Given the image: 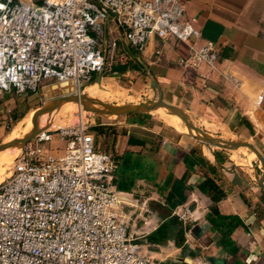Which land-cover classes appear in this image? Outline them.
<instances>
[{"label": "crops", "instance_id": "1", "mask_svg": "<svg viewBox=\"0 0 264 264\" xmlns=\"http://www.w3.org/2000/svg\"><path fill=\"white\" fill-rule=\"evenodd\" d=\"M184 14L195 18L200 32L187 43H213L215 71L179 64L186 46L173 39L153 35L142 50L130 46L107 15L99 48L115 43V70L99 78L92 74L93 84L82 93L94 98L91 104H100L107 91L103 81L109 78L140 103L116 115L109 126L93 124L94 145L111 155L116 189L129 202L145 199L158 225L173 221V208L186 206L190 224L207 221L213 228L192 238L177 221L159 243L147 235L139 238L152 246L144 251L152 260L187 264L200 254L218 257L221 264H264V95L259 104L255 100L264 90V0H184ZM201 74L207 75L203 83ZM205 179L222 192L215 203L227 216L219 229L229 231L227 246L206 219L212 191L197 187ZM176 184L181 197L170 195ZM138 206L123 205L117 213L127 225L133 217L137 224Z\"/></svg>", "mask_w": 264, "mask_h": 264}, {"label": "built area", "instance_id": "2", "mask_svg": "<svg viewBox=\"0 0 264 264\" xmlns=\"http://www.w3.org/2000/svg\"><path fill=\"white\" fill-rule=\"evenodd\" d=\"M108 14L130 46L142 50L153 35L173 39L186 46L183 67L217 69L212 42L187 43L200 32L184 0H0V91L25 94L49 81L78 94L92 74L109 73L115 43L99 48ZM94 144L79 113L22 145L0 180V264H161L138 241L158 226L152 209L116 189L114 161ZM136 203L139 223L127 225L117 209ZM171 213L190 218L186 206ZM190 262L210 264L200 255Z\"/></svg>", "mask_w": 264, "mask_h": 264}, {"label": "rangeland", "instance_id": "3", "mask_svg": "<svg viewBox=\"0 0 264 264\" xmlns=\"http://www.w3.org/2000/svg\"><path fill=\"white\" fill-rule=\"evenodd\" d=\"M106 73L104 76H108ZM93 84V82L85 86ZM53 87V88H52ZM102 87L106 88L102 98L95 104H87V108L99 109V112L89 110L83 106L77 105V98H66V90L60 85L47 81L41 83L35 91H28L25 94H6L0 91V180L5 178L10 169L14 158L19 154L22 148V140L36 129L37 131H46L62 125L72 124L79 116V108H82L80 116L82 120L88 124L91 130L93 124L101 122L107 126L112 121L116 120V114L112 117H104L102 110L117 108H129L131 104L140 103L135 97H130L119 91L117 86L113 84L109 78L103 81ZM82 89L78 92L82 94ZM83 99L92 100L94 98L87 94L80 95ZM48 101V102H47ZM137 106V105H133ZM154 117L157 115L152 113ZM30 117L33 119V122ZM10 118V123L7 119ZM160 119V118H158ZM161 120V119H160ZM29 122V124H28ZM35 125L36 128L32 126ZM109 126V125H108ZM138 196V195H137ZM173 223L183 221L185 224V232L188 233V228L191 227L189 218L181 219L174 215ZM142 242V251H147L149 247ZM148 253V252H146Z\"/></svg>", "mask_w": 264, "mask_h": 264}, {"label": "trees", "instance_id": "4", "mask_svg": "<svg viewBox=\"0 0 264 264\" xmlns=\"http://www.w3.org/2000/svg\"><path fill=\"white\" fill-rule=\"evenodd\" d=\"M113 70H115L114 66L109 73H112ZM197 187L201 192H204L206 188L212 191V193L209 195L211 203L208 205V214H207L206 219L211 223L213 227H215L220 232L219 242L222 244V246L229 245L230 244V240L228 238L229 231L219 230L220 227L225 222V218H227V216L222 215L220 214V212H218L216 203H215L218 200L219 196L222 195V192L219 191L217 187L214 184H212L211 181L208 179H205L204 181H202L200 184H198ZM175 193L178 194L179 197H181V195H179V191H177V184L174 185V187L172 188V192H170V195L175 194ZM173 224L174 223L171 219H169L166 222H161L153 232H150L149 235H147L148 239L151 240L152 242L159 243L162 239L166 238V235L168 233V230L166 229L170 228ZM202 257L206 258L210 264H221L220 259L218 257H214V256H206V257L202 256ZM161 264H186V263L183 261H178V262L164 261ZM235 264H238V263H235Z\"/></svg>", "mask_w": 264, "mask_h": 264}, {"label": "water", "instance_id": "5", "mask_svg": "<svg viewBox=\"0 0 264 264\" xmlns=\"http://www.w3.org/2000/svg\"><path fill=\"white\" fill-rule=\"evenodd\" d=\"M100 77V74H98V78ZM98 82V80H97ZM79 97L81 100H83V107L84 108H87V104H90L87 102V100L83 99L82 97L79 96V93L78 94H67L66 96H64L63 98L66 99V98H77ZM100 105H105V104H101ZM167 107L166 108H169L170 110L172 111H175V108L174 106H171V105H166ZM108 107H105V110H102L101 112L103 113H110V112H114L117 116L122 114L123 112H126L130 109H135L137 108V106H133V107H129L128 109H126L127 107L125 108H117V107H114L113 109H107ZM89 110H94L96 112H99V109H92V108H87ZM33 128H36L35 125L32 126ZM35 132H37L36 129H33L32 132H30V134H28L23 140H22V145L26 142H28V140L35 134ZM207 229H209L210 231L213 230L212 227H210L209 223L207 221H203L201 223H197V224H193L191 227H189V235L192 237V238H198V236H200L204 231H206Z\"/></svg>", "mask_w": 264, "mask_h": 264}, {"label": "bare ground", "instance_id": "6", "mask_svg": "<svg viewBox=\"0 0 264 264\" xmlns=\"http://www.w3.org/2000/svg\"><path fill=\"white\" fill-rule=\"evenodd\" d=\"M83 91H84V89H83ZM82 91V92H83ZM80 95H83L84 96V93H82V94H80L79 93V96ZM85 100H87V102L88 103H90L91 104V102L93 101V99L92 100H88V99H85ZM82 102H83V100H82ZM81 102V99L78 97V99H77V105H79V106H83L84 104ZM165 109V108H164ZM81 111H82V108H79V113H81ZM166 111L169 113V114H171V112L168 110V109H166Z\"/></svg>", "mask_w": 264, "mask_h": 264}]
</instances>
